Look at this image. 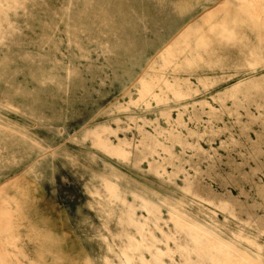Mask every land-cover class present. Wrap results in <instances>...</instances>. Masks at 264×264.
I'll return each instance as SVG.
<instances>
[{
    "label": "rangeland",
    "instance_id": "obj_1",
    "mask_svg": "<svg viewBox=\"0 0 264 264\" xmlns=\"http://www.w3.org/2000/svg\"><path fill=\"white\" fill-rule=\"evenodd\" d=\"M172 260L264 264V0H0V264Z\"/></svg>",
    "mask_w": 264,
    "mask_h": 264
},
{
    "label": "bare ground",
    "instance_id": "obj_2",
    "mask_svg": "<svg viewBox=\"0 0 264 264\" xmlns=\"http://www.w3.org/2000/svg\"><path fill=\"white\" fill-rule=\"evenodd\" d=\"M188 23V22H187ZM184 28V27H183ZM182 28V29H183ZM173 39V38H172ZM171 41V40H170ZM166 46V45H165ZM164 47V46H163ZM163 49V48H162ZM153 59V58H152ZM134 82V81H133ZM232 87V86H231ZM229 89H231L230 87L228 88V90ZM106 129H108V128H105L103 125H99V126H97L96 128H95V130H93L92 131V133H94L95 135H96V137H97V139L99 140V142L102 144V145H105V146H109V147H111V148H113V147H115V148H117V149H122V150H128L130 147H131V142L129 141V140H127V139H123V138H118L117 139V142H115V143H113L112 142V140L110 139V137H103L102 136V132L104 131V130H106ZM62 131V130H61ZM60 132V131H59ZM127 152V151H126ZM150 165L152 166V167H155V168H157V166H158V168H160V166H159V163H157V162H153V163H150ZM190 183H194V182H192V181H190V180H186L185 182H184V187H183V189L185 190L188 186H189V184ZM196 185V184H195ZM200 188L196 185L195 186V191L196 192H198V193H200V190H199ZM221 204L222 205H229V204H227V203H224V202H221ZM146 207H148V206H146ZM133 210L134 211H132L131 212V215H136L137 216V212L135 211V208H133ZM173 215H175V214H173ZM186 216H188V215H186ZM176 217V216H175ZM190 217V216H189ZM155 219H163V216H162V214L161 213H158V212H154V214L153 213H149V215H148V217L146 218V220H155ZM179 219H181V218H179ZM170 220V219H169ZM168 220V221H169ZM178 221V220H177ZM180 221V220H179ZM185 222V221H184ZM176 223V222H175ZM180 223V222H179ZM182 223V222H181ZM158 224H160V226L162 225L161 224V222L160 223H158ZM187 224V223H186ZM193 225H195V226H197V227H199V228H201V229H205V227H203V226H200L196 221H194V223H193ZM174 226V225H173ZM180 226V225H179ZM175 227H178V225L177 226H175ZM174 227V228H175ZM187 227V226H186ZM192 227H194V226H192ZM180 228V227H179ZM181 228H183V227H181ZM189 229H192L191 228V226L189 227ZM176 230V229H175ZM178 230V229H177ZM198 230V229H197ZM163 232V231H162ZM169 232V231H168ZM192 232V231H191ZM195 232H196V230H195ZM203 232V231H202ZM189 233H190V231H189ZM163 234V233H162ZM196 234V233H195ZM206 234V233H205ZM160 235H161V233H160ZM165 235V234H164ZM207 235V234H206ZM214 236H216L215 234H213ZM203 236V235H202ZM208 236H209V234H208ZM166 237H168V235H166ZM163 238V237H162ZM174 238V237H173ZM167 239V238H166ZM218 239H220V241H222V244L220 245V246H215L214 245V247H213V251H216V253H219L220 255H222V256H227V255H229L228 253H227V251L226 250H223L222 249V247H225L226 245H223V243H225V242H223V241H225V240H223L222 238H218ZM214 240H216V239H214ZM156 241V240H155ZM161 241V240H160ZM154 242V241H153ZM215 247H217V248H215ZM219 248H220V250H219ZM232 249H235V247H232ZM231 249V250H232ZM157 250V249H156ZM168 250V249H167ZM170 250V249H169ZM167 252V251H166ZM231 252H234V251H231ZM168 253H170V252H168ZM171 254V253H170ZM169 254V255H170ZM236 254V253H235ZM237 256V255H236ZM232 257H235V256H232ZM236 258V257H235ZM237 259V258H236ZM236 261H238V260H236ZM235 261V262H236ZM163 264H167L166 262H164ZM170 264H178V262H174L173 260L172 261H170ZM179 264H186L184 261H181ZM195 264H219V263H213V262H211V261H209V262H203V260H198ZM235 264V263H234ZM236 264H238V263H236Z\"/></svg>",
    "mask_w": 264,
    "mask_h": 264
}]
</instances>
